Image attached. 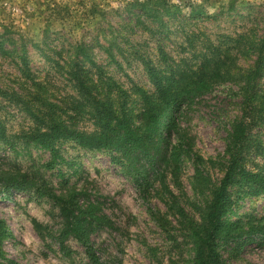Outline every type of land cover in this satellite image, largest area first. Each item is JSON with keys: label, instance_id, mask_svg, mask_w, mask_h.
Returning a JSON list of instances; mask_svg holds the SVG:
<instances>
[{"label": "rangeland", "instance_id": "374dc122", "mask_svg": "<svg viewBox=\"0 0 264 264\" xmlns=\"http://www.w3.org/2000/svg\"><path fill=\"white\" fill-rule=\"evenodd\" d=\"M0 32L5 41L0 50V91L5 94L0 93V126L6 140L0 138V176L25 175L41 193L59 197L81 191L82 203L97 205L111 222L110 228L89 235L102 264H192L193 239L159 200L157 185L144 202L132 179L111 161L114 154L81 150L71 142L55 143L57 158L47 170L49 151L23 137L37 128L44 131L50 122L86 133L97 129L96 104L69 81L75 63L87 71L91 97L111 102L114 111L126 99L124 108L132 115L142 106L138 89L155 92L149 69L164 77L204 75L211 91L183 108L179 124L203 160V176L211 185L194 180L191 159H182L176 184L166 172L170 191L199 223L212 185L222 176L209 161H223L231 125L246 107L240 87L259 57L264 0H0ZM79 42L88 46L91 63L75 56ZM253 134L264 150V122ZM245 167L264 169V157H247ZM236 190L230 191L228 220L261 218L264 193L237 197ZM0 220L10 235L2 240L0 264H91L71 238L65 242L71 256L62 254L55 241L62 223L58 208L34 190L5 199L0 186ZM216 243L224 264H264V239L240 252L236 243L221 238Z\"/></svg>", "mask_w": 264, "mask_h": 264}, {"label": "trees", "instance_id": "16d2710c", "mask_svg": "<svg viewBox=\"0 0 264 264\" xmlns=\"http://www.w3.org/2000/svg\"><path fill=\"white\" fill-rule=\"evenodd\" d=\"M4 42L3 33L0 32V50ZM258 49L259 57L254 68L243 77L240 91L245 96L246 107L241 118L231 125L223 161H209V165L217 166L222 176L216 185L210 187V200L199 223L188 217L179 200L170 191L166 172L176 184L182 159H191L194 164V180L202 186L211 185L209 178L203 176V160L195 155L192 140L179 124L183 108H190L196 100L211 91V84L204 75L190 77L183 73L178 78L164 77L156 76L157 73L149 69L151 78L154 79L155 92L148 95L138 89L142 106L138 113L132 115L124 108L126 99L114 111L111 102H101L91 97L86 84L87 71L75 63L68 72L69 81L80 94L92 98L89 102L91 105L96 104L94 118L97 129L86 133L69 128L61 122H50L44 131L37 128L23 139L49 151L51 162L45 166L47 170H52L55 164L57 152L54 145L57 142H71L81 150H103L114 154L111 161L132 179L144 202L148 203L155 186L159 187V200L169 211L174 212L179 223L193 239L192 264H224L216 251V241L219 238L227 243H236L238 252L264 239V215L248 221H229L227 218L232 204L230 191L233 188L237 189L234 194L237 197L264 193V169L252 172L245 167L247 157H264L261 143L253 134L254 128L264 122V84H258L264 78V38ZM73 50L78 59L91 63L85 43H76ZM0 93L5 95L1 91ZM120 93L124 95L123 91ZM253 104L256 107L252 109ZM0 138L2 142H6L1 126ZM0 186L5 199H9L13 192L32 190L39 196L49 198L58 208L62 221L61 229L55 237L62 254L71 256L72 251L65 244L71 238L82 247L89 263L102 264L90 245L89 235L96 228H110L111 222L97 205L82 203L81 191L71 190L65 197L51 195L48 191L41 193L25 175L0 176ZM147 211L151 218L157 219L150 207ZM5 227V223L0 220V258H3L2 240L10 236ZM35 228L39 230L37 225Z\"/></svg>", "mask_w": 264, "mask_h": 264}]
</instances>
